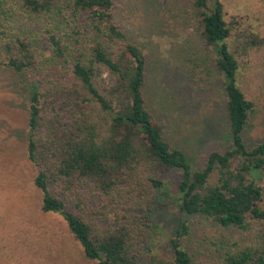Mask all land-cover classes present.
<instances>
[{"label":"trees","instance_id":"1","mask_svg":"<svg viewBox=\"0 0 264 264\" xmlns=\"http://www.w3.org/2000/svg\"><path fill=\"white\" fill-rule=\"evenodd\" d=\"M185 2L214 49L228 134L225 148L209 151L196 169L145 107V55L115 23L112 0H0V67L30 78L25 153L40 209L62 217L94 264L143 263L153 238L147 211L159 195L232 241L210 242L214 253L198 258L182 246L187 224L179 220L169 255L150 264H264V183L254 182L264 140L243 143L253 104L235 83V54L264 38L239 16L226 21L219 0ZM170 173L175 183L163 179Z\"/></svg>","mask_w":264,"mask_h":264},{"label":"rangeland","instance_id":"2","mask_svg":"<svg viewBox=\"0 0 264 264\" xmlns=\"http://www.w3.org/2000/svg\"><path fill=\"white\" fill-rule=\"evenodd\" d=\"M219 1L226 21L239 16L241 26L264 38V0ZM112 13L145 55L141 92L146 109L161 123L163 139L196 169L209 151L225 148L228 141L223 77L213 68V47L198 35L185 0H112ZM235 59V83L253 104L241 132L249 147L264 140V43ZM29 81L27 72L0 67V264H94L84 258L62 217L40 209L41 194L32 182L35 167L25 153ZM163 179L172 184L177 175ZM254 182L264 183V169L254 174ZM151 205L147 223L153 238L142 264L169 255L168 238L179 220L187 224L181 244L198 258L214 253L210 242L224 246L232 241L227 231L209 229L179 213L164 196Z\"/></svg>","mask_w":264,"mask_h":264}]
</instances>
